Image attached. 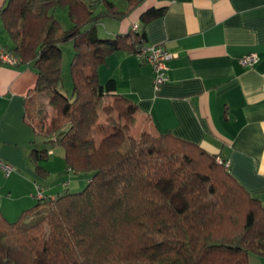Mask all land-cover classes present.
I'll return each instance as SVG.
<instances>
[{
	"label": "trees",
	"instance_id": "16d2710c",
	"mask_svg": "<svg viewBox=\"0 0 264 264\" xmlns=\"http://www.w3.org/2000/svg\"><path fill=\"white\" fill-rule=\"evenodd\" d=\"M140 1L129 0L122 10L105 0L98 12L85 0H9L1 8L12 40L2 45L32 63L46 82L40 89L50 92L52 114L35 94L27 100L26 121L44 144L31 147L30 159L44 172L41 161L59 143L66 165L89 178L80 191L43 194L14 220L0 209L3 262L250 264L251 253L264 254L262 200L199 144L170 131L133 135L137 102L116 91L114 78L98 77L107 55L138 54L148 44L145 23L167 11V4L150 6L140 15L141 26L136 22L114 36L99 33L102 19L122 20ZM58 9L68 11L69 27L56 17ZM70 40L71 96L58 87L62 45ZM102 112L109 114L105 123ZM163 183L170 184L169 194Z\"/></svg>",
	"mask_w": 264,
	"mask_h": 264
},
{
	"label": "crops",
	"instance_id": "0c3cea01",
	"mask_svg": "<svg viewBox=\"0 0 264 264\" xmlns=\"http://www.w3.org/2000/svg\"><path fill=\"white\" fill-rule=\"evenodd\" d=\"M110 1L122 10L129 2ZM8 2L0 0V10ZM85 2L96 12L105 7V0ZM161 4L167 11L145 27L147 43L161 44L172 54L167 79L156 85L150 63L117 50L100 63V81L114 78L116 91L137 102L133 135L143 129L170 131L220 154L264 204V0H141L122 20L102 19L99 33L114 36L136 22L141 26L142 11ZM0 43L12 44L1 12ZM252 52L258 60L243 65L241 59ZM44 83L32 63L0 60V156L15 167L9 174L0 168V209L12 220L37 203L39 189L55 196L80 188L85 180L66 165L64 150L57 154L49 148V157L41 161L44 172L30 159L31 147L44 144L26 121L27 100ZM249 257L250 264H264V254Z\"/></svg>",
	"mask_w": 264,
	"mask_h": 264
},
{
	"label": "rangeland",
	"instance_id": "374dc122",
	"mask_svg": "<svg viewBox=\"0 0 264 264\" xmlns=\"http://www.w3.org/2000/svg\"><path fill=\"white\" fill-rule=\"evenodd\" d=\"M56 17L60 20V22L64 28L69 27L72 23L71 18L69 16L67 10L58 9L56 11ZM105 21L108 22V19L105 18ZM74 50H75V47H74V44L71 40L63 43V45H62V67H61L62 77H61V80H60L58 87L61 88V90H63V92L69 96L72 95V90H73L72 89L73 88L72 77H71V73H70V62H71V59L75 53ZM49 93L50 92H48V90L39 89L34 97L37 96L38 99L36 101L43 103V105H46V108L48 109L49 113L52 114L53 108L49 104V98H48ZM108 100H111V97H108ZM108 115L109 114L102 112L101 117H100V122L105 123ZM115 116H117V118H119V115L117 113H115ZM136 120H137V118H136ZM136 120H135V122H136ZM135 122L130 125V132H131V128L134 129V126L136 124ZM143 127L144 126L135 127V129H137V131L138 130L140 131L143 129ZM143 130H147V129H143ZM52 147L54 148V150L56 151L57 154H60V153L62 154L63 146L61 144L56 143ZM79 176H84L85 180L81 182L80 188L79 187H76V188L71 187V191H80L81 189H83L87 185V183L89 181L88 175L79 172ZM163 188L168 194L170 193V184H164L163 183ZM175 198L176 197H173V201H174V203L176 202L179 207H183L185 205V202L183 201L182 198H176V199ZM0 264H12V263L11 262L5 263L2 260H0ZM40 264H46V263H44L43 261H40Z\"/></svg>",
	"mask_w": 264,
	"mask_h": 264
},
{
	"label": "built area",
	"instance_id": "2783aa9c",
	"mask_svg": "<svg viewBox=\"0 0 264 264\" xmlns=\"http://www.w3.org/2000/svg\"><path fill=\"white\" fill-rule=\"evenodd\" d=\"M146 62L150 63L154 69V82L156 85L161 84L167 79V71L170 69V65L167 63V60L172 56L171 53L166 50V48L161 44H147L138 53ZM259 56L256 52L247 54L244 58L241 59L243 65L254 64L258 60ZM0 60L7 63H17L20 59L9 52L1 43H0ZM217 159L220 162H224L226 168H229L230 162L223 158L220 154L217 155ZM0 168H2L6 174L11 173L14 170V165L5 160L0 156ZM37 198L43 196V191L38 190L36 193Z\"/></svg>",
	"mask_w": 264,
	"mask_h": 264
}]
</instances>
